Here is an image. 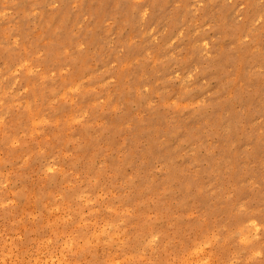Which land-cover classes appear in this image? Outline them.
Returning a JSON list of instances; mask_svg holds the SVG:
<instances>
[{
	"label": "rangeland",
	"instance_id": "374dc122",
	"mask_svg": "<svg viewBox=\"0 0 264 264\" xmlns=\"http://www.w3.org/2000/svg\"><path fill=\"white\" fill-rule=\"evenodd\" d=\"M0 264H264V0H0Z\"/></svg>",
	"mask_w": 264,
	"mask_h": 264
}]
</instances>
